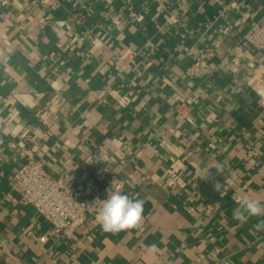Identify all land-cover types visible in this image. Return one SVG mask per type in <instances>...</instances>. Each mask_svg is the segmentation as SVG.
<instances>
[{"label":"crops","instance_id":"0c3cea01","mask_svg":"<svg viewBox=\"0 0 264 264\" xmlns=\"http://www.w3.org/2000/svg\"><path fill=\"white\" fill-rule=\"evenodd\" d=\"M257 22L264 0H0V264H264V216L233 218L264 201ZM28 157L87 200L124 181L142 221L59 239L11 187Z\"/></svg>","mask_w":264,"mask_h":264},{"label":"built area","instance_id":"2783aa9c","mask_svg":"<svg viewBox=\"0 0 264 264\" xmlns=\"http://www.w3.org/2000/svg\"><path fill=\"white\" fill-rule=\"evenodd\" d=\"M52 0H40L46 4ZM229 26L223 34H228ZM244 45L260 50L264 49V23L251 25L241 36ZM200 61H195L188 69L189 76L200 74ZM124 181L117 180L110 190L119 191ZM10 184L19 194L22 204L31 205L38 215L49 223L53 234L59 239L73 237L75 229L84 223L89 216H97L100 200L106 197L94 195L89 200L83 198L80 190H71L63 178L51 177L43 168L40 161L31 157L20 165L12 174Z\"/></svg>","mask_w":264,"mask_h":264},{"label":"clouds","instance_id":"9594fccd","mask_svg":"<svg viewBox=\"0 0 264 264\" xmlns=\"http://www.w3.org/2000/svg\"><path fill=\"white\" fill-rule=\"evenodd\" d=\"M214 167L217 172L222 171L223 165L217 162ZM210 174L209 168H204L198 175L206 177ZM111 188V187H110ZM108 189L107 198L100 200V207L96 216L99 226L103 232L119 233L137 227L143 219V199H134L121 191ZM238 208L233 211V218L244 221L247 217L264 216V201L244 197L237 200ZM255 228L264 230V220L259 221Z\"/></svg>","mask_w":264,"mask_h":264}]
</instances>
